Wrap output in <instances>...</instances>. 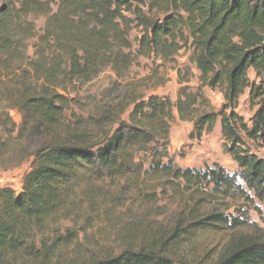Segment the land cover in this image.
Returning <instances> with one entry per match:
<instances>
[{
    "label": "trees",
    "instance_id": "trees-1",
    "mask_svg": "<svg viewBox=\"0 0 264 264\" xmlns=\"http://www.w3.org/2000/svg\"><path fill=\"white\" fill-rule=\"evenodd\" d=\"M183 48L191 67L177 70L175 101L138 93L125 81L118 112L74 113L68 87L106 68L123 79L141 57L174 63ZM158 70L140 82L163 85ZM249 70L257 82H250ZM204 88L223 94L219 113ZM247 88L256 107L249 126L235 111ZM129 106L128 120H120ZM12 109L21 114L18 125ZM174 111L193 123L197 138L219 115L222 148L237 172L217 162L175 163L169 155ZM248 142L264 145V0H0V169L30 160L19 193L0 188V264H49L58 249L73 247L69 231L50 237L48 227L75 213L84 180L102 179H124L143 201L158 198L174 209L164 228L147 225L139 232L146 237L134 244L131 232L122 250L84 264H264V225L248 216L252 209L264 222L255 202H264V157ZM207 231L227 234L213 260L208 253L179 256Z\"/></svg>",
    "mask_w": 264,
    "mask_h": 264
},
{
    "label": "rangeland",
    "instance_id": "rangeland-1",
    "mask_svg": "<svg viewBox=\"0 0 264 264\" xmlns=\"http://www.w3.org/2000/svg\"><path fill=\"white\" fill-rule=\"evenodd\" d=\"M44 25V18L36 20V26L41 29ZM137 35L133 31L131 37ZM33 42L31 40L28 53H33ZM190 50L183 48L179 51L174 63L160 65V61L152 58H139L138 63L130 67L127 75L121 79L109 69L103 70L92 81L84 84H76L68 87L70 96L75 97L72 109L75 114L82 117L88 115H104V111L112 109L118 112L121 107V95L124 92L125 81H129L137 87L136 92L148 95H158L171 101L177 98L180 87L178 84L177 70L191 67L189 62ZM159 69L160 76L165 77L163 85L152 87L151 83H142L140 79L153 70ZM195 77L189 85L194 89L197 86L198 71L193 69ZM250 82H257L252 70L248 71ZM203 93L211 104V110L215 113L221 111L224 104V97L220 90L203 89ZM123 103V102H122ZM132 106L120 114V120L127 121ZM256 109L252 106L249 97V88L239 97L235 111L244 118L246 126L251 124L250 119ZM229 109L226 110L228 112ZM174 117L170 121L169 155L175 163L183 168H201L205 164L217 162L227 172L235 173L238 168L231 156L222 148L223 138L220 133L219 115L213 129L203 132L199 138L191 135L194 125L189 121L178 119L174 111ZM10 115L18 125L21 121V114L16 110H10ZM109 127V126H108ZM114 129L117 124L110 126ZM252 152L259 157H264V145L248 142ZM30 168V160L24 161L17 167L0 169V188L10 187L19 193L22 186L23 175ZM77 207L75 213L66 219L56 218L48 227V234H67L69 231L76 237L75 245L58 249L55 252V260L49 264H84L87 260L101 257L105 254H114L122 250L129 240V234L134 233V242L139 243L146 236L139 232L144 231L147 225L153 223V227H165L168 225V216L174 209L173 205L165 201L153 198L150 202L143 201L138 197L136 189L126 185L124 179H102L99 181H83L80 185ZM261 208L264 215V202L255 201ZM164 205V206H163ZM166 205V206H165ZM233 212V209L230 210ZM249 219L264 225L261 216L254 210L248 212ZM158 226V227H157ZM227 234L224 232H201L196 234L191 245L184 244L179 250L181 258L190 259L194 256L200 257L208 253V258L214 259L221 249ZM61 253L59 257L58 254ZM57 254V255H56Z\"/></svg>",
    "mask_w": 264,
    "mask_h": 264
}]
</instances>
